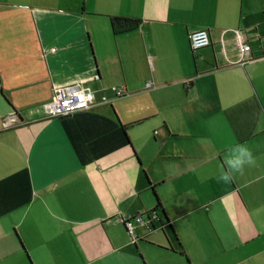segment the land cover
I'll return each instance as SVG.
<instances>
[{
  "label": "crops",
  "instance_id": "1",
  "mask_svg": "<svg viewBox=\"0 0 264 264\" xmlns=\"http://www.w3.org/2000/svg\"><path fill=\"white\" fill-rule=\"evenodd\" d=\"M0 264H264V0H0Z\"/></svg>",
  "mask_w": 264,
  "mask_h": 264
},
{
  "label": "built area",
  "instance_id": "2",
  "mask_svg": "<svg viewBox=\"0 0 264 264\" xmlns=\"http://www.w3.org/2000/svg\"><path fill=\"white\" fill-rule=\"evenodd\" d=\"M210 44V37L207 30L200 29L192 32L189 35V46L192 50H198L204 48ZM240 52L242 54H249L251 52L250 45L245 42L239 43ZM150 83H147V87ZM111 92L115 96H119L122 92L121 88L113 86ZM107 97L103 95L100 102H106ZM97 101L91 95L85 93L81 87L80 83L66 84L55 87L52 99L45 104L44 111L46 117H66L73 112L81 109H88L93 107ZM144 214H136L130 218L123 220V226L127 234L134 236L133 228L134 223H143ZM147 216V221H157L155 214L151 216L145 213ZM146 222V221H145Z\"/></svg>",
  "mask_w": 264,
  "mask_h": 264
},
{
  "label": "clouds",
  "instance_id": "3",
  "mask_svg": "<svg viewBox=\"0 0 264 264\" xmlns=\"http://www.w3.org/2000/svg\"><path fill=\"white\" fill-rule=\"evenodd\" d=\"M254 156L252 151L245 145L236 144L229 149V154L225 159V164L231 171H242L244 165H251L254 163ZM217 179L227 181L228 175H225L223 171L218 175Z\"/></svg>",
  "mask_w": 264,
  "mask_h": 264
},
{
  "label": "trees",
  "instance_id": "4",
  "mask_svg": "<svg viewBox=\"0 0 264 264\" xmlns=\"http://www.w3.org/2000/svg\"><path fill=\"white\" fill-rule=\"evenodd\" d=\"M111 30L114 34L123 33L129 30H133L138 27V20L130 19V18H122V17H112L110 20ZM125 129V127H123ZM155 203V208L147 212L150 216L155 214L157 221H159V216L156 210L160 207V203L157 198Z\"/></svg>",
  "mask_w": 264,
  "mask_h": 264
}]
</instances>
